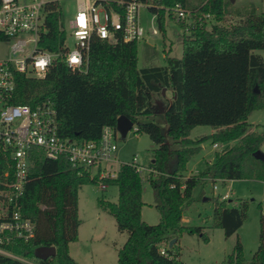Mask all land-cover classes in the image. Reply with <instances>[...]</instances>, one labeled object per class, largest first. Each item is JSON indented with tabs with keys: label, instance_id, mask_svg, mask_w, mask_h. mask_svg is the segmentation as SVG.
I'll return each instance as SVG.
<instances>
[{
	"label": "trees",
	"instance_id": "16d2710c",
	"mask_svg": "<svg viewBox=\"0 0 264 264\" xmlns=\"http://www.w3.org/2000/svg\"><path fill=\"white\" fill-rule=\"evenodd\" d=\"M98 1L120 9L118 0ZM145 1L163 30L167 13L164 8L178 3L218 21L234 10L242 18L230 25L216 22L211 28L203 22L184 37L182 57L167 56L166 66L139 68L137 40L121 38L110 43L94 37L86 71H73L58 58L44 77L17 72L12 101L32 106L52 101L61 134L72 139L98 141L104 126L117 129L121 115L133 120L138 127L135 132L149 134L158 145L150 162L158 174L145 178L131 164L122 163L115 177L104 179L107 185L118 186V200L100 199L99 205L115 217L120 230L128 231L117 264H183L174 245L170 246L171 232L176 242L183 233H198L209 239L203 226L189 225L183 219L185 207L194 200L195 187L205 179L264 181V157L254 156L259 149L264 152V129L250 130L249 122L253 112L264 108V56L255 52L264 49V11L254 6L231 10V0ZM46 9L39 45L59 51L67 37L63 10L59 1H51ZM7 39L0 32V41ZM163 87L177 94L165 106L166 134L149 117L155 113L154 95L162 93ZM198 125H209L214 132L193 138L191 131ZM208 138L227 145L217 150L201 171L186 176L188 162ZM146 181L153 188L160 212L156 224L142 218ZM91 182L97 183L98 175L92 178L88 170L79 173L66 156L50 159L34 150L21 209L36 222V235L28 243H13L11 249L44 264H82L71 256L70 243L79 237V189ZM246 217V201L235 206L217 198L214 225L222 228L226 237L237 232ZM259 221L260 244L252 259L244 258L238 238L227 264H264L263 211ZM40 246H55L56 255L37 257L35 251ZM163 246L167 254L161 252ZM0 264L20 263L0 256Z\"/></svg>",
	"mask_w": 264,
	"mask_h": 264
},
{
	"label": "built area",
	"instance_id": "2783aa9c",
	"mask_svg": "<svg viewBox=\"0 0 264 264\" xmlns=\"http://www.w3.org/2000/svg\"><path fill=\"white\" fill-rule=\"evenodd\" d=\"M51 1L59 0H0V32L8 38L3 41L10 42L8 54L0 57V256L20 264H44L11 249L13 243H28L36 235V222L21 209L31 153L39 150L50 159L66 156L79 173L88 170L92 178L98 175V183L106 188L104 179L118 173L112 163L116 160L119 132L106 125L98 141L63 136L58 111L52 101L35 106L12 101L15 74L44 77L58 58H62L71 70L84 72L94 37L117 43L121 38L138 41L146 33L140 22V8L149 5L145 0H118L120 9L108 8L98 0H77L78 10L69 21L72 46L66 37L61 50L45 49L39 41L45 30L46 8ZM172 10L177 21L187 20L189 11L180 3ZM151 32L157 34L159 30L153 27ZM137 128L134 124L133 129ZM218 146L219 143L214 142V147ZM129 164L140 172L146 170L145 178L158 174L150 164H142L138 156ZM231 195L229 187L222 199L229 200ZM161 252L167 254L164 246Z\"/></svg>",
	"mask_w": 264,
	"mask_h": 264
},
{
	"label": "rangeland",
	"instance_id": "374dc122",
	"mask_svg": "<svg viewBox=\"0 0 264 264\" xmlns=\"http://www.w3.org/2000/svg\"><path fill=\"white\" fill-rule=\"evenodd\" d=\"M64 14V27L67 31V41L72 46L73 39L70 35L69 21L75 16L78 10L77 0H59ZM254 6L258 11H264V0H235L231 1L229 7L243 9ZM189 15L187 20H179L174 16L171 7H165L164 30L159 27L157 18L148 6L140 8V22L145 28L144 38L137 41L139 68L166 66L167 56L179 57L183 55V39L192 33V29L206 22L207 27L216 23L230 25L241 20L242 15L236 11L228 12L222 21L207 13L199 15L193 8H187ZM171 13L172 15H170ZM243 13V12H242ZM158 28L159 32L153 34L152 28ZM10 42H0V57L8 54ZM256 53L264 56V49L255 50ZM172 94L170 95V93ZM168 91L167 99L162 93L154 95L155 113L150 118L155 119L165 134L168 125L164 113L158 108V102L164 106L173 97V90ZM253 123L250 130L262 131L264 129V108L256 110L249 117ZM214 132L209 125H198L191 131V137L195 138L201 134ZM170 139V138H169ZM116 142L118 149L116 160L112 163L114 169L118 170L122 163H129L134 156H138L140 162L149 165L154 156V150L158 145L149 134L135 132V129L128 131L123 138L117 134ZM214 140L208 138L202 143L201 150L188 162L186 176L197 174L201 171L207 161H212L217 150L225 148L227 143L218 142L219 146L214 147ZM234 143V142H232ZM231 143V144H232ZM264 149V147H263ZM146 177L147 171H142ZM214 185L217 188L214 189ZM231 187L232 197L229 202L232 205H240L241 201L247 203V217L237 232L229 237L224 235V230L214 225V207L217 198ZM119 195L118 186L110 184L102 188L97 183L83 184L79 189V237L70 243V253L82 264H117L118 251L128 237V231L120 230L115 217L108 211L103 210L100 199L117 201ZM194 200L184 209L185 222L189 225L203 226V232L209 237L205 240L198 233H183L178 241L174 243L173 250L179 254L183 264H227V257L232 252L237 239L240 238L244 247V258L247 261L252 259L254 252L260 244V215L264 212V181L259 179H235V180H202L193 191ZM143 198L145 204L142 208V218L149 224H156L160 221V212L155 206L153 188L146 181L144 183ZM207 198V199H204ZM229 201V200H228ZM170 241L176 238L174 233L169 234Z\"/></svg>",
	"mask_w": 264,
	"mask_h": 264
},
{
	"label": "water",
	"instance_id": "95a60500",
	"mask_svg": "<svg viewBox=\"0 0 264 264\" xmlns=\"http://www.w3.org/2000/svg\"><path fill=\"white\" fill-rule=\"evenodd\" d=\"M231 1L234 2L235 0H231ZM165 89L166 88L163 89V95L165 94V91H166ZM256 91H258L257 88H256ZM174 98H177L176 93H175ZM164 111L165 109L162 110V112ZM133 126H134V122L129 117H127L126 115L119 116L116 127H117L118 132L122 135L123 138L127 135L128 131L133 128ZM254 156L257 158H263L264 157L263 150L259 149L255 151ZM204 199H207V198H204ZM175 242H176V238H173L170 241V246H172ZM35 254L37 257L41 259H48L49 257H53L56 255V247L55 246H40L36 249Z\"/></svg>",
	"mask_w": 264,
	"mask_h": 264
},
{
	"label": "crops",
	"instance_id": "0c3cea01",
	"mask_svg": "<svg viewBox=\"0 0 264 264\" xmlns=\"http://www.w3.org/2000/svg\"><path fill=\"white\" fill-rule=\"evenodd\" d=\"M164 88H166V89H165L166 91H165L164 96H165L167 99H170V98L168 97L167 94H168V91L171 92L172 89H171L170 87H169V88H167V87H163V89H164ZM163 89H162V94H163ZM171 94H172V92L170 93V95H171ZM174 96H175V93H173V96H172L173 98H172V99H174ZM169 101H170V100H169ZM158 108H160L161 110H164V109H165V106L163 105V103L158 102ZM164 112H165V111H164ZM164 112H163V113H164ZM252 124H253V123H252ZM229 143H232V142H229ZM231 181H232V180H231ZM230 188H231V187H230ZM231 197H232V195H231ZM231 200H232V199L230 198V199H229V202H230ZM231 204H232V203H231ZM235 206H237V205H235ZM183 219L185 220V217H184Z\"/></svg>",
	"mask_w": 264,
	"mask_h": 264
}]
</instances>
